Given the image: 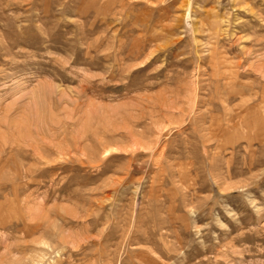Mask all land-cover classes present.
Here are the masks:
<instances>
[{
    "label": "rangeland",
    "instance_id": "obj_1",
    "mask_svg": "<svg viewBox=\"0 0 264 264\" xmlns=\"http://www.w3.org/2000/svg\"><path fill=\"white\" fill-rule=\"evenodd\" d=\"M0 264H264V0H0Z\"/></svg>",
    "mask_w": 264,
    "mask_h": 264
}]
</instances>
